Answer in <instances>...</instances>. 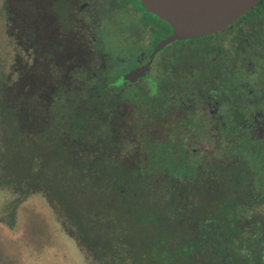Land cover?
<instances>
[{"label":"trees","instance_id":"obj_1","mask_svg":"<svg viewBox=\"0 0 264 264\" xmlns=\"http://www.w3.org/2000/svg\"><path fill=\"white\" fill-rule=\"evenodd\" d=\"M17 1L5 3L15 58L0 79V187L42 193L89 264H264V46L247 44L249 66L211 37L174 42L155 95L110 85L104 47L94 61L78 51L68 84L33 51L35 7Z\"/></svg>","mask_w":264,"mask_h":264},{"label":"flooded vegetation","instance_id":"obj_2","mask_svg":"<svg viewBox=\"0 0 264 264\" xmlns=\"http://www.w3.org/2000/svg\"><path fill=\"white\" fill-rule=\"evenodd\" d=\"M134 6H138L144 11L146 19L149 17V20L150 18L152 20V23H144L142 25L144 28L141 30H135L133 23L128 30L130 40L137 42L140 49L139 53L134 56V64L130 65V57L118 54L112 57L107 54H101L98 64L105 68H111L114 72V79L111 81L110 85L119 88L127 84H145L149 87L150 94L153 95L151 85H155L157 88L161 80L157 77V66L159 63L162 67L160 76H166L164 65L167 56L163 55L162 51L174 42L160 50L151 60V54L156 44L171 34L172 29L170 33H166L164 37H161L152 45L154 39H156L158 35L167 32V27L165 25L167 22L155 14L148 12L142 6L140 0H38L35 6L33 51L38 55L39 53L47 52L50 55L47 60L50 73L54 76L57 68L64 70L66 75L64 82L71 84L73 79L68 75L70 57L68 58L67 56L61 55L63 51L65 53V50L68 51L70 48L69 43L76 42L81 45V49L84 50L80 52L83 53H85L89 47L94 53L99 52V49L103 47L102 30L105 29L106 31V23L116 20L120 13L130 15L133 12L132 8ZM256 8L261 10L262 8L264 9V0H259L257 5L245 15L248 16V14L253 12ZM252 14H258L256 15L257 20H255L254 23H250V20L247 18L242 19L243 16H245L243 15L225 30L204 37H211L213 42L218 43L219 51L224 49V53L227 57L231 52H235V48L240 49L242 51L240 52L243 53L242 56H244V54L246 55V63L251 66L253 63L252 58L255 55L246 50V48H250L247 44H250L251 41L253 43L259 41V43L264 46V12L255 10ZM258 26L262 28V30L257 29ZM252 30H256V32L258 30L260 31L261 36H259V40L254 38ZM146 34L149 36L146 37ZM237 58H240V55H238ZM128 64L129 67L127 66ZM149 64V76L136 79L125 78V75L131 70Z\"/></svg>","mask_w":264,"mask_h":264},{"label":"rangeland","instance_id":"obj_3","mask_svg":"<svg viewBox=\"0 0 264 264\" xmlns=\"http://www.w3.org/2000/svg\"><path fill=\"white\" fill-rule=\"evenodd\" d=\"M35 1L38 3V0H18L17 7L19 11L27 3L35 7ZM5 3L6 0H0V79L4 77L1 72L12 73L15 58L14 43L6 34ZM132 11L130 15L120 13L116 20L106 23V31L102 30L103 47L113 55L130 57V65L134 64V56L140 51L137 42L129 38L128 30L131 24L133 23L135 30L138 31L144 28L142 26L144 23H152L151 18L146 19L144 11L138 6H134ZM147 36L149 35L146 34ZM69 47L68 51L65 50L66 53L63 51L61 55L69 58L72 53L84 50L76 42L69 43ZM169 49V47L164 49L163 55L168 56ZM89 51L92 56L90 61H94L95 53L90 47L85 52ZM36 64L41 71L42 62L38 61ZM127 66L129 67V64ZM65 77L63 75V79ZM156 89L155 85H151L153 95L156 94ZM6 124L4 129L7 130L5 132L8 137L13 128L9 122ZM50 160L52 162L49 166H53L51 170L48 168V175L57 168L54 158ZM7 163L13 170H23L22 163L14 160ZM53 184L64 190L67 199L72 196L74 191L71 188L67 189L64 179L56 173ZM20 197L21 195L14 190L0 187V264H89L76 240L65 231L56 212L42 193L31 194L23 201ZM83 200L85 198L80 202Z\"/></svg>","mask_w":264,"mask_h":264},{"label":"water","instance_id":"obj_4","mask_svg":"<svg viewBox=\"0 0 264 264\" xmlns=\"http://www.w3.org/2000/svg\"><path fill=\"white\" fill-rule=\"evenodd\" d=\"M142 6L166 21L172 33L159 41L152 54L167 45L186 39H196L225 30L254 8L259 0H140ZM149 65L131 70L126 79L149 76Z\"/></svg>","mask_w":264,"mask_h":264}]
</instances>
